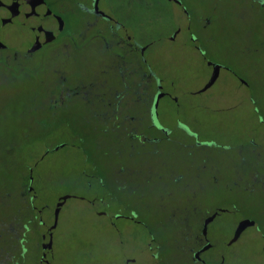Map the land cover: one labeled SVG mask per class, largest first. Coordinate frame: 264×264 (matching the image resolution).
<instances>
[{
	"label": "flooded vegetation",
	"instance_id": "af4514ba",
	"mask_svg": "<svg viewBox=\"0 0 264 264\" xmlns=\"http://www.w3.org/2000/svg\"><path fill=\"white\" fill-rule=\"evenodd\" d=\"M151 1L0 0V10L30 25L25 42L32 49L1 48L0 81L34 70L47 74L38 94L44 117L35 126L42 129L34 142L44 154L71 149L83 175L80 191H63L47 201L48 187L34 164L13 162L14 186L0 187V264H64L58 222L72 199L85 203L91 216L119 235L115 259L122 264H234L239 253L225 241L243 234L256 237L253 251L264 250V197L252 216L236 210L235 203L216 198L222 194L220 169L214 165L205 171L190 155L205 149L240 152L236 148L243 144L258 159L262 155L264 112L255 94L260 73L252 64L264 55V2L161 0L168 5L161 27L153 28L139 10ZM42 3L45 7L38 8ZM231 38L236 47L226 46ZM161 40L164 52L169 45L173 54L199 57L232 76L241 87L238 95L214 107L200 96L205 92L200 82L180 88L174 60L163 59L162 49H156L157 62L151 59L152 46ZM219 55L228 58L215 59ZM177 93L213 116L200 120L194 112L196 126L186 123L178 116ZM237 120L246 124L239 126L241 134L248 130L250 135L234 143L228 130L215 125L221 129ZM21 134L26 138L29 131ZM181 148L194 162V184L177 169ZM235 180L249 190L241 176ZM259 186L264 188L263 182ZM207 190L208 200L202 195ZM63 195L70 196L62 200ZM50 229L53 239L46 248L42 240Z\"/></svg>",
	"mask_w": 264,
	"mask_h": 264
},
{
	"label": "rangeland",
	"instance_id": "374dc122",
	"mask_svg": "<svg viewBox=\"0 0 264 264\" xmlns=\"http://www.w3.org/2000/svg\"><path fill=\"white\" fill-rule=\"evenodd\" d=\"M167 5L161 0H152L147 8H139L142 20H149L153 23V28L161 27V16ZM240 28L241 25L239 24ZM225 41L227 43L226 46L236 47L234 46L233 38L226 39ZM164 44L161 40L152 46L151 59L153 62L154 60L157 62L156 60L158 59L155 56L156 49H162L163 51ZM169 47V45L166 46V50L165 52L163 51L161 57L163 59L174 60L180 88H183L186 82H190V86L200 82L201 86L205 89L204 94L200 96L203 97L202 99L206 104L214 107L228 104L240 92L241 87L239 84L238 86L233 83L232 76L218 68H209L203 61H200L199 57L173 54ZM230 56L231 54H229V58L228 55H219L215 59L222 58L226 60L228 58V62H230ZM32 57L34 60L37 59V56ZM46 63L48 64V61ZM162 65V70L166 71L168 66L164 63ZM252 66H255L260 73L259 79L257 82L255 81V94L256 96L260 95L259 102H261L264 112V55L263 58L260 56V59L254 62ZM239 68L247 70L242 64ZM22 74H14L0 81V187L4 186L10 189L14 186L16 181L14 175H17V173H15V168L12 167V164L13 162H19L22 165L28 163L34 164V168L42 178L41 181L48 187L47 198L45 197L47 201L53 200L58 193L63 191H80L83 175L81 173L79 157L75 158L68 147H63L57 152L52 151L44 154L42 153L43 150L34 142L42 129V127H39L38 130L35 126L38 120L44 117L43 113L39 112L38 109L40 107L38 94H41V84L45 82L47 74L35 70L34 72ZM175 101L179 110L178 116L193 126H196L192 119L194 112L200 120L205 115L208 117L213 116L210 113H204L201 108H197L196 102L182 93H177ZM74 111L75 107L71 109L72 113ZM245 125L244 122L237 120L231 124L229 122L226 126H221V129L218 125H215V127L218 131L228 130L230 138L228 140L236 143L241 142L246 138V135H250L248 130H243L245 136L241 134L242 129H239V126L242 128ZM232 128L235 132H233ZM24 130L29 131V135L26 138L21 134ZM207 133L212 135V132L209 130ZM213 133L215 134V132ZM215 135L222 139H227L220 132H217ZM46 138L51 143L53 141H55L54 143L57 142L55 136L51 137L47 135ZM236 149L241 151H235V149L228 152L215 150L209 153V149H205V151H202L204 152L202 154L192 152L190 155L197 156L201 166L205 167V171H208L214 165L220 169L217 178L219 179V185H221L222 194L216 196V198L229 200L235 203L234 207L236 210L252 216L261 207L259 201L264 197V188H260L261 186H259L260 182L264 184V143L260 148L262 149L260 159H258L256 153L251 151L250 146L247 144H243ZM19 151L23 155L18 158L16 153ZM28 155H30V158ZM178 159V161H181L180 163H176L178 171L189 182L194 184L196 181L192 168L194 162L188 161L190 159H187L186 151L183 148L179 150ZM20 169H22V166ZM202 175L205 174L203 173ZM236 175L241 176L242 181L247 184L249 183L248 191H244L234 183ZM203 180L206 181V179ZM224 186L232 191H225L223 189ZM204 194L208 200L209 191L207 190L202 193L203 197ZM146 197L149 196L145 194ZM239 198L242 199L241 203L237 201ZM46 199L44 200L46 201ZM217 211H219V208H217ZM154 216L155 214H152L150 219H154ZM100 223L97 217L91 216L88 213L85 203L73 199L69 200L68 209L59 216L57 231V244L62 248L61 255L63 256L62 253L64 251V255L67 257V261L64 264H122L115 259V254L120 249L119 235ZM223 224H229V217L228 219H224ZM245 228L246 226L242 227L244 230ZM240 230L238 229V231ZM255 238L254 236L250 237L243 234V239H240L238 236L225 241L231 249L239 253L238 256L233 258L234 264H264V250L262 248L257 251L251 249ZM82 243L83 245H81ZM78 254L80 256L75 258ZM65 257L63 256L64 259Z\"/></svg>",
	"mask_w": 264,
	"mask_h": 264
},
{
	"label": "water",
	"instance_id": "95a60500",
	"mask_svg": "<svg viewBox=\"0 0 264 264\" xmlns=\"http://www.w3.org/2000/svg\"><path fill=\"white\" fill-rule=\"evenodd\" d=\"M45 7L42 3V6L39 5L38 8ZM29 24L26 20H21L15 18L7 11L0 10V49L2 48H13L15 50H32L29 48L25 42V34L29 28ZM157 36L149 38L144 42L143 45H146L148 42L155 40ZM70 195H63L60 198L65 200ZM35 214H44L42 211H36ZM54 230L50 229L46 236L43 238V246L47 248L51 244L53 239Z\"/></svg>",
	"mask_w": 264,
	"mask_h": 264
},
{
	"label": "snow or ice",
	"instance_id": "6c2138e0",
	"mask_svg": "<svg viewBox=\"0 0 264 264\" xmlns=\"http://www.w3.org/2000/svg\"><path fill=\"white\" fill-rule=\"evenodd\" d=\"M262 2H264V0H262Z\"/></svg>",
	"mask_w": 264,
	"mask_h": 264
}]
</instances>
